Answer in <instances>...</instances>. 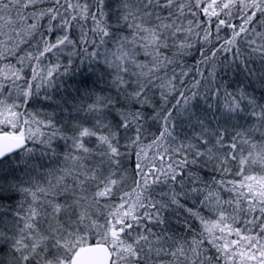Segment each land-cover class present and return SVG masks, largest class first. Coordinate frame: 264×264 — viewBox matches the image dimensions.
<instances>
[{"label": "snow or ice", "instance_id": "6c2138e0", "mask_svg": "<svg viewBox=\"0 0 264 264\" xmlns=\"http://www.w3.org/2000/svg\"><path fill=\"white\" fill-rule=\"evenodd\" d=\"M0 264H264V0H0Z\"/></svg>", "mask_w": 264, "mask_h": 264}]
</instances>
